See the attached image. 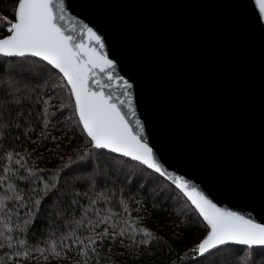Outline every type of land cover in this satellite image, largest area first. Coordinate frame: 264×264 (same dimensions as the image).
<instances>
[{
    "label": "snow or ice",
    "instance_id": "obj_1",
    "mask_svg": "<svg viewBox=\"0 0 264 264\" xmlns=\"http://www.w3.org/2000/svg\"><path fill=\"white\" fill-rule=\"evenodd\" d=\"M256 2L264 17V0ZM12 9L11 18L0 12V264H108L102 257L107 242L127 244L125 250L141 256L152 249L157 237L140 227L139 205L131 208L127 197L115 200L98 181L81 183L84 172L123 178L129 186L148 175L170 189L183 204L179 214H190L206 229L190 250L195 264H238L245 247L264 250V224L217 207L161 163L135 118L132 84L113 75L116 66L101 54V36L77 27L64 0H14ZM81 35L87 44L78 40ZM96 69L122 91L97 79ZM61 90L68 102L51 103L61 99ZM33 118L41 128L37 140L52 142L53 150L62 138L49 126L61 120L69 131H79L83 146L60 157L56 170L39 167L33 152L6 146L14 131L31 137ZM45 217L44 239L36 240V222Z\"/></svg>",
    "mask_w": 264,
    "mask_h": 264
},
{
    "label": "water",
    "instance_id": "obj_2",
    "mask_svg": "<svg viewBox=\"0 0 264 264\" xmlns=\"http://www.w3.org/2000/svg\"><path fill=\"white\" fill-rule=\"evenodd\" d=\"M64 2L77 27L101 36L113 75L132 84L135 118L161 163L217 207L264 224V17L256 0Z\"/></svg>",
    "mask_w": 264,
    "mask_h": 264
},
{
    "label": "trees",
    "instance_id": "obj_3",
    "mask_svg": "<svg viewBox=\"0 0 264 264\" xmlns=\"http://www.w3.org/2000/svg\"><path fill=\"white\" fill-rule=\"evenodd\" d=\"M13 2L14 0H3V3H0V12L4 16L11 18ZM56 79L53 78V80ZM60 97L61 99H53L51 103L59 105L62 102H68L69 98L64 90L60 91ZM69 112L70 110L65 112V115L67 116ZM37 124L39 121L33 118L30 138L22 135L23 129L14 131L9 136L6 146L9 149L15 148L17 151L33 152V157H38L39 167L52 170H56L57 165L61 163L60 157L67 158V155L74 154V149L83 146L84 140L79 131H69L68 126L61 120L54 129L51 125L49 126L52 135L62 138L61 147L53 150L52 142L37 140L41 131ZM16 135L21 137L18 142L15 140ZM33 140L37 142L32 144ZM93 180L98 181L101 188L106 187L114 193L115 200L127 197L131 208H135L138 204L139 211L136 214L142 218L140 227L149 229L157 237L152 249L147 250L143 256L134 254L131 249L125 250L128 247L127 244L125 248H121L118 242H107L102 257L108 261V264H195V261L191 259L190 250L203 238L206 229L202 221L195 220V217L189 218L190 214L188 216L179 214L178 210L183 207V204L176 201L170 189H165L158 180L148 175L137 176L129 186L123 178L120 182H116L114 176L106 173L84 172L81 174V183ZM46 223V217L36 222L34 239H44L41 233L45 231ZM181 257L184 259L182 260ZM31 264H36V260L33 259ZM69 264H75V260L70 259ZM238 264H264V250L244 248L238 258Z\"/></svg>",
    "mask_w": 264,
    "mask_h": 264
}]
</instances>
